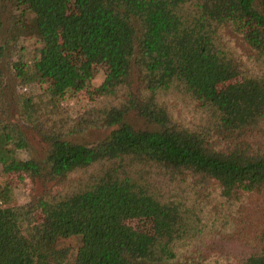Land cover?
Here are the masks:
<instances>
[{"label":"trees","instance_id":"obj_1","mask_svg":"<svg viewBox=\"0 0 264 264\" xmlns=\"http://www.w3.org/2000/svg\"><path fill=\"white\" fill-rule=\"evenodd\" d=\"M14 4L18 24L38 39L33 59L13 64L20 84H45L55 103L89 82L102 63L107 73L99 90L106 102L119 91L126 96L94 110L90 125L110 130L95 145L46 132L43 162L18 157L29 143L0 111V264H173L188 222L177 204L136 175L139 166L137 173L154 168L214 181L227 199L264 189V0ZM230 37L255 58L256 72L228 49ZM4 54L0 46L2 103ZM174 86L212 111L221 144L174 121L161 98ZM24 110L23 121L38 124L35 105L25 101ZM131 113L154 129L127 123ZM97 166L101 171L77 191L12 204L11 175L60 183ZM72 237L81 240L76 252L62 244ZM261 241L236 264H264V235Z\"/></svg>","mask_w":264,"mask_h":264},{"label":"rangeland","instance_id":"obj_2","mask_svg":"<svg viewBox=\"0 0 264 264\" xmlns=\"http://www.w3.org/2000/svg\"><path fill=\"white\" fill-rule=\"evenodd\" d=\"M19 14L14 0H0V46L5 49L1 64L5 102H0V111H3L4 121L20 127L29 143L28 149L17 152L18 157L45 161L50 145L44 136L50 131H61L68 139L84 144L95 145L102 141L110 134V130L90 125L94 121V110L115 101L121 102L126 96L125 91H119L117 97L106 102L107 99L99 90L107 73V67L102 63L94 66L89 82L78 86L65 99L55 103L45 84H20L21 80L16 76L13 64L22 60L31 61L38 39L29 36L26 28L18 24ZM226 42L228 49H232L236 57H240L253 73L256 72L258 67L254 64L255 58L244 52L235 38L230 37ZM161 98L178 125L214 136V141L220 143V139L216 137V117L208 107L195 101L184 88L174 86ZM25 101L35 105L37 112L33 117L38 124L23 121ZM84 120L88 122H83ZM126 122L138 129H154V126L136 113H131ZM142 168L143 166L135 168L136 175H143V181L156 194L177 204L184 221L188 222L185 238L177 246L180 258L173 264H227L229 261L236 264L257 249L264 235V189L253 193L240 192L236 197L227 199L222 196L221 187L214 181H203L188 174L167 176L154 168L145 170L143 174L137 173ZM100 171V166L93 167L89 173L74 174L60 183L53 182L48 177L21 180L18 176L11 175L12 204L24 206L34 198L47 196L49 193L77 191L90 182L92 173L98 174ZM0 179H3L1 165ZM80 243L79 237L62 242L71 247L73 252H76Z\"/></svg>","mask_w":264,"mask_h":264},{"label":"built area","instance_id":"obj_3","mask_svg":"<svg viewBox=\"0 0 264 264\" xmlns=\"http://www.w3.org/2000/svg\"><path fill=\"white\" fill-rule=\"evenodd\" d=\"M26 90V89H25Z\"/></svg>","mask_w":264,"mask_h":264}]
</instances>
